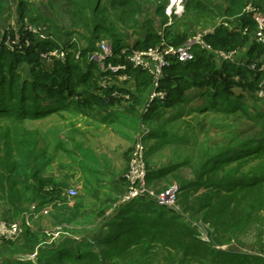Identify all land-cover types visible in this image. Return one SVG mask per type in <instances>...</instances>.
I'll list each match as a JSON object with an SVG mask.
<instances>
[{"label":"trees","instance_id":"16d2710c","mask_svg":"<svg viewBox=\"0 0 264 264\" xmlns=\"http://www.w3.org/2000/svg\"><path fill=\"white\" fill-rule=\"evenodd\" d=\"M227 1L226 7L221 8L211 0H186L185 11L203 15L217 10L219 15L233 18L237 24L235 29L224 26L222 23L227 22L224 20L205 35V41L214 50L245 48L242 58L246 63L261 64L264 44L249 37L256 28L251 13L242 11L243 0ZM16 4L17 25L9 27L7 21L13 8L8 0H0V21L5 18L6 22L0 28V202L8 206L12 214L27 210V205L38 198L48 205L55 204L67 184L65 179L56 178L47 179L46 183L37 177L35 171L27 176L28 181L23 185L17 176L21 168L20 157L27 156L29 161L33 160L31 164L42 159L44 168L57 165L63 172L72 167L60 161L61 158L54 162L55 152L50 151L52 148L49 150V143L36 128L24 131L26 143L18 137H10L8 127L2 128L7 119L23 123L42 119L61 112L72 103L78 110L98 113L106 118L114 115L110 109L112 106H120L125 101L130 103L123 106L131 120L150 127L144 140L153 139L147 147L151 152L168 144L181 143L175 132L164 127L172 122L173 116L170 119H163V116L167 109L181 110L194 101L192 94L195 91L202 100L199 106H195L197 112L220 107L227 112L237 108L262 127V136L258 141L243 142L238 147L202 150L198 155L199 164L193 168V177L178 184L182 211L138 197L116 204L112 215L103 217L102 233L83 240L72 234H62L54 244L39 246L36 259L13 257L14 254L5 258L0 254V264H106L107 261L153 264L162 251L165 254L159 260L166 261L165 264L177 261L178 264H264L261 255L217 248L242 242L243 235L252 232L256 235L253 242L264 246V109L255 107L252 115L242 101L245 96L264 107V102L256 95L264 71L230 61L218 66L212 54L195 47L193 60L186 63L172 61L163 69L158 90L165 96L153 100L143 111L153 78L148 71L133 66L121 53L122 48H127V54H131L160 46L163 41L178 45L187 38L186 35L174 33L170 26L165 32L156 30L152 19L140 18L143 8L137 0H62L68 26L64 33L67 38L60 42L50 30L53 25L39 24L46 18L34 5L27 0H17ZM111 12L115 17L113 20ZM156 12L163 14V7L159 6ZM26 23L44 27L50 38H39L36 33L26 30ZM118 27L138 29L142 34L129 43L117 31ZM77 35L86 40L85 47L78 48L72 40ZM104 38L110 40L112 55L103 61L105 64H125V69L120 72L126 75L123 84L116 82L118 77L115 74L101 70L93 57L99 52L95 43ZM14 39L20 44L15 45ZM58 49L64 51L63 58L51 56ZM21 70H24L23 76ZM231 103L233 109L229 107ZM55 144L53 149L70 152L62 142ZM74 146L77 147L76 141ZM35 147L40 149L38 154L34 153ZM81 147L88 152L85 149L90 145L82 143ZM189 163L191 160L187 159L154 171L148 165L146 180L150 183L154 178L165 179ZM126 169L127 166L124 172ZM119 179L124 182L123 175ZM184 213L199 216V220L208 226V241L201 239L185 222ZM24 227L22 236L25 240L36 236L28 226ZM5 244L9 252L17 250L14 243Z\"/></svg>","mask_w":264,"mask_h":264},{"label":"rangeland","instance_id":"374dc122","mask_svg":"<svg viewBox=\"0 0 264 264\" xmlns=\"http://www.w3.org/2000/svg\"><path fill=\"white\" fill-rule=\"evenodd\" d=\"M27 1L34 5L36 9L46 18L44 21L39 22V24H45V26L53 25V29L51 28L50 30L54 32L58 41L62 42L67 38L64 33L67 30L68 20L65 16L62 0ZM137 1L142 4L143 8V15H141L140 18L143 20L146 18L152 19V26L156 30L165 32L166 27L170 26L174 33L184 34L186 37H189L190 35H194L200 31L209 30L216 25H219V23L224 20L228 22V27L231 29H235L237 27L236 22L232 20L233 18L230 19L219 15L217 10H215L214 13L203 15L186 12V0ZM211 1L219 5L221 8L226 7L228 4L227 0ZM16 2L17 0H8L9 6L12 5L14 7ZM243 3L242 9L246 8V6H250L264 15V0H243ZM159 6L163 7V14L162 12H156V9ZM168 12L169 15H167ZM11 18H8L9 21H7V25H9V27L12 25ZM114 18L113 12H111V19L113 20ZM5 25V18H3L0 22V28H3ZM29 26L32 30H39L40 34L44 35L43 39L48 37L50 38V35L47 33L48 30L44 29V27L36 26L34 24H29ZM117 31H119L129 43L139 36V34H142L141 30L138 29L132 30L118 27ZM40 34L38 33L36 35ZM45 34L47 36H45ZM249 37L252 39L253 35ZM73 38L76 39L74 42L77 44L78 48H83L87 45L86 40L82 39L80 36H73ZM103 41H106L107 43L110 42L109 38H104ZM13 43L15 45L20 44L18 39H14ZM98 43L99 42L95 43V45H98ZM244 51L245 48L238 50L239 53L237 56L243 61V65L247 66L249 64H247L246 60L242 58ZM98 64L100 68V63L98 62ZM23 71L21 70L22 76L24 75ZM124 80L125 78L118 77L116 82L123 84ZM201 101L202 100L198 98V100L192 102L191 105L188 104L187 106H183V109L181 110L174 109L172 112L168 111L164 113L163 119H167V117L170 119L169 115H173L172 122L164 127L175 132L181 143L168 144L162 147V149L156 148L151 152H149L148 148L146 161L151 168L150 170L154 171L165 168L187 159H190L191 163H189L190 165L188 164L182 166L177 172L168 175V177L165 178L164 186L153 188L163 189L174 183L180 184V182L182 183L183 181L190 180L193 177V168L199 164L198 155H200L201 151H204L206 148L219 150L225 147H238L241 146L243 142L250 141V143H253L261 138L262 127L241 110H238L237 108L233 109L232 103L229 105L230 109H233L231 111L223 112L220 107L216 109L209 108L208 111L204 112H197L195 105L199 106L202 103ZM242 101H245L243 102L244 106L252 115L255 113V107H258V109H264L261 104L255 103L254 100L246 99L245 96L242 97ZM121 104L122 105L120 106H112L110 108L116 119H111L110 116L104 118L105 116L100 117L97 115L98 113H89L78 110L76 108L77 106L72 103L66 109L61 110V112L54 113L46 118L29 121L26 120L25 123L21 121L11 122V119H7V121L2 124V126H4L2 128L8 127L10 137H18L20 141H25V143L27 135L24 131L26 129L33 130L36 128L40 130L41 137L44 138L50 145L49 150L52 148L50 151L55 152L54 162L61 158L60 161H63L72 167L70 168L71 170L68 169V171L63 169L65 170L63 172L57 165H50L44 168V160L42 159L37 160L35 164H31L33 160L29 161L27 156L23 155L19 158L21 168L17 171V176L22 179L23 185L26 184V181H28L27 176L35 171L37 172V177H41L44 181H46V183L49 181L47 179L56 178L57 180H64L67 179L65 177H70L71 175V177L74 178L73 182H69L70 184L66 182V187L61 196H59L57 201H55V204L48 205L46 202H42L41 198H38L35 202L29 203L27 205L28 209L21 211L20 216L15 218V220L24 227L25 225L23 219L25 212L37 211L34 212V215L36 216L30 220V225L32 222V225L36 228L38 227L39 229L37 233L38 236L35 237L42 238V241L48 240L50 236L48 237L43 233H45V231H51L54 227L60 225L63 226V228H61L63 232L79 236V233L75 231L74 228L80 226L86 227L95 223L96 217L92 214L93 209L95 211H103L105 208L113 209L115 207V203L119 199L118 195L120 191L117 192L109 181L123 175L127 166V153L133 147L135 137L138 134V127H140V124L143 123L136 122V120L132 121L129 119H120V116L118 117V115H126L123 104L129 105L130 103L123 101ZM175 116L176 119H174ZM127 117L130 116L127 115ZM126 123H131L135 130H130ZM75 141L77 143V147L74 146ZM57 142H62L64 147L70 152H64L62 149H53L56 145L55 143ZM150 142H153V139L146 142L147 147ZM82 143L83 145H90V148L85 149L88 152L82 150ZM40 147L41 145H39V148ZM39 148L35 147L34 153L36 152L38 154L40 152ZM93 173L94 175H92ZM120 182L121 185L119 186H123L124 182L122 180ZM68 189L76 190V195L68 198L69 196L66 194ZM64 196H67L66 200ZM71 199L73 201H82L85 203L83 208H85L87 214L83 218L76 221H71L70 218H67L66 222L63 223L58 221V218L56 221L50 219V216L48 218V213H45L46 210L50 209L53 213H58L59 210H62L61 206L65 203H69ZM181 202L182 201L179 197L177 207L178 210L182 211L183 204ZM66 207L67 209H70L71 205H67ZM42 215H45L47 221H49L47 224L43 223V219L39 218ZM183 217L185 222L190 227L192 226L195 229L194 231L198 234L199 228H203L205 230L204 226L199 222V216L184 213ZM39 219L42 222L41 224H44L45 226L39 227L40 224L37 223ZM255 236L256 235L252 232L248 235H243V239H251L253 241ZM163 253L165 254V251H162V254L159 253V255L156 256L154 261H158L153 264H165L166 261L159 260ZM0 254L2 256L9 257L13 254V252H9V250L6 252V250H4L0 251ZM178 263L179 262L177 261L174 264ZM106 264L133 263L107 261Z\"/></svg>","mask_w":264,"mask_h":264},{"label":"built area","instance_id":"2783aa9c","mask_svg":"<svg viewBox=\"0 0 264 264\" xmlns=\"http://www.w3.org/2000/svg\"><path fill=\"white\" fill-rule=\"evenodd\" d=\"M246 13H251L252 19L255 21L256 28L254 29L253 39L260 44H264V15L261 12H258L256 9L246 6L243 9ZM169 15V12L167 13ZM221 24V22L219 23ZM229 30H232L228 27V22L222 23ZM26 23L25 29L30 30L36 34H40L39 30H32V28ZM215 27L209 30L200 31L194 35L187 37L181 44L174 45L163 41L160 46L151 47L146 50L133 51L131 54H127V48H122L121 53L129 59V61L135 67H139L143 70L151 73L153 81L151 84L150 91L147 95L143 111H146L155 99H163L165 94L162 91L158 90L159 80L162 77L163 69L170 64V62H179L186 63L194 59V48L200 47L201 49L206 50L209 54H212L214 58L220 61H230L232 63L243 65V61L238 58V49L234 50H214L210 44H208L204 37L206 34L214 31ZM246 31V30H245ZM244 31V32H245ZM243 32V33H244ZM39 38H43L44 35H38ZM45 36H47L45 34ZM75 41V38H72ZM99 52L96 53L95 59L100 63L101 70L109 71L112 74H115L119 78H126V75L120 73L125 69L124 63L113 64L112 62L104 63V59L112 55V48L109 43L101 40L98 43ZM51 56L56 58H63L64 51L61 49L55 50L51 53ZM264 63L257 65L255 62L250 63L248 68L252 70H261L264 71ZM256 95L264 102V78L258 83L256 89ZM149 127L144 123L140 124V130L135 137V142L131 151L129 153L127 161V169L123 174L124 177V188L121 192L119 199L116 201V204L126 203L132 199L138 197H144L152 199L155 203L160 206H165L170 209L178 210V201L180 188L178 184H172L163 189H155L153 186L147 182V172L149 169L148 163L146 161V151L147 145L144 140V135L149 131ZM66 194L69 197L76 195V190L68 189ZM34 212L37 211H26L24 214V225L30 226V220L33 219ZM205 228H199V236L201 239L208 241L209 235L207 232L208 226L199 221ZM62 225L54 227L51 231H45L46 236H50L48 240L42 241L37 247L54 244L57 238L62 234H69L61 230ZM24 233V227L16 220L4 219L0 217V241L4 242H15L17 241ZM221 248V247H217ZM37 249V248H36ZM37 254V251L31 253L28 258L34 259ZM264 257V246L262 252L260 253Z\"/></svg>","mask_w":264,"mask_h":264},{"label":"crops","instance_id":"0c3cea01","mask_svg":"<svg viewBox=\"0 0 264 264\" xmlns=\"http://www.w3.org/2000/svg\"><path fill=\"white\" fill-rule=\"evenodd\" d=\"M16 7H17V4L15 3L14 7L12 6L13 11H12V15H11V17H12L11 18L12 19L11 24L14 27L17 25V19H16V14H15ZM214 61H215L216 65H218V66L221 65L224 62V61L217 60L216 58H214ZM192 96L195 97L194 101L198 100V97H197V94L195 93V91L193 92ZM194 101H191L190 105ZM172 110L173 109H171V110L167 109L166 112H168V111L172 112ZM119 116H120V119H129V120H131V117H127V114L125 116L118 115V117ZM169 116L172 117L173 115H169ZM110 118L111 119H113V118L116 119L115 115L110 116ZM175 118H176V116H175ZM126 124H127V126H129L130 130H133V129L135 130V128L132 126L131 123H126ZM81 148H82V150L84 149V147H81ZM70 177H65V178H67V179H65L67 183L74 181V178H72V177L70 178ZM120 181L121 180L119 179V177H116V178L112 179L111 181H109V182H111V185L114 186V188L116 189L117 192L120 191V193L118 195V198H119V196H120V194H121V192L123 190V186H119V185H121ZM150 184L153 187L159 188V187L165 185V179H163V178H154V179H151ZM64 197H65V200H66L67 196H64ZM68 198H70V197H68ZM67 205H71V208L67 209V207H66ZM84 205H85V203H83L82 201H73L71 199L69 201V203H65V204H63V206H61L62 210H59L58 213L57 212L53 213L50 209L46 210L45 213H48V218L50 216V219H52L53 221H56L57 218H58V221H60L62 223L66 222L67 218L68 219L70 218L71 221H76V220H80L81 218H83L87 214L86 211H85V208H83ZM112 210L113 209H111V208L110 209H106L105 208V209H103V212H102V211H99V210L95 211L93 209L92 210V214L94 215V217H96L95 223H93L91 225H88L86 227L80 226V227L74 228L75 231H77L79 233V236H75V235H73V236L76 237L79 240H83V238H87V236L88 237H92L93 234L102 233L103 229L101 228V224L105 220V218H103V217L108 218L109 216H111L112 215L111 214ZM19 216H20V213L19 214H15V215L12 214L11 209L8 206L4 205L2 202H0V217L1 218L15 220V218L19 217ZM39 218L43 219V223H45V224H47L49 222V221H47L45 215H42ZM37 223L40 224L39 227L40 226H45L44 224H41L42 222H41L40 219L37 221ZM28 228H29L30 231H34L36 236H38L37 233H38L39 229H38V227L36 228L34 225H32V222H31V225L28 226ZM59 238H60V236L57 239H59ZM41 239L42 238H38V237L35 238L34 236H32L29 239V241H28V240H25L24 236L20 237L17 241L13 242L14 245L16 246V248H17V250L13 251V254H14L13 257L22 258V257L26 256L27 257L26 259H28V256L31 253H33L34 251H37V249H36V248H38L37 245L42 243V241L40 242ZM5 246H6L5 242L4 241L3 242L0 241V251L6 250V252H7L8 250L5 248ZM221 249H229V250H231L233 252L249 253V254H255V255H261L260 253L262 252V246H258L257 244H255L251 240H242V242H232V243H229L227 245H222ZM3 257L7 258V256H3ZM34 259H36V257Z\"/></svg>","mask_w":264,"mask_h":264},{"label":"water","instance_id":"95a60500","mask_svg":"<svg viewBox=\"0 0 264 264\" xmlns=\"http://www.w3.org/2000/svg\"><path fill=\"white\" fill-rule=\"evenodd\" d=\"M23 259H26L27 257L26 256H24V257H22Z\"/></svg>","mask_w":264,"mask_h":264},{"label":"bare ground","instance_id":"6f19581e","mask_svg":"<svg viewBox=\"0 0 264 264\" xmlns=\"http://www.w3.org/2000/svg\"><path fill=\"white\" fill-rule=\"evenodd\" d=\"M174 1V0H173Z\"/></svg>","mask_w":264,"mask_h":264}]
</instances>
